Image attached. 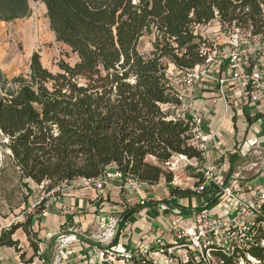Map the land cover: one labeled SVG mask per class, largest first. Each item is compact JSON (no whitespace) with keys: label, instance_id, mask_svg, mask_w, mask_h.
<instances>
[{"label":"trees","instance_id":"obj_1","mask_svg":"<svg viewBox=\"0 0 264 264\" xmlns=\"http://www.w3.org/2000/svg\"><path fill=\"white\" fill-rule=\"evenodd\" d=\"M31 2L45 5L56 41L77 57L74 65L62 62L60 72L52 73L34 53L29 74L11 80L0 67L5 146L21 181L46 184V193L79 179L110 175L147 186L162 179L172 184L173 175L165 168L174 156L202 163L203 152L191 143V123L177 112L182 103L169 66L189 71L204 64L199 29L214 21L221 29L264 34V0H0V22L30 17ZM145 35L154 36L149 55L138 49ZM197 179L196 186L203 182L201 171ZM195 194L170 188L171 197ZM31 227L28 217L2 230L0 247L18 250L12 236L22 228L39 256ZM107 251L116 253L103 248L105 255ZM248 252L264 264L260 245L252 244ZM117 254L127 264H159L141 251ZM185 264L198 263L190 259Z\"/></svg>","mask_w":264,"mask_h":264},{"label":"crops","instance_id":"obj_2","mask_svg":"<svg viewBox=\"0 0 264 264\" xmlns=\"http://www.w3.org/2000/svg\"><path fill=\"white\" fill-rule=\"evenodd\" d=\"M176 89L184 93L203 119L202 132L208 142L202 166H214L217 174L242 197L264 188V96L253 103L236 84L230 83L226 103L218 94L217 84L208 80L188 93L182 86ZM186 104L181 106L182 116L188 115ZM259 159L263 160L255 163ZM194 177L190 180L195 182L197 176ZM132 188L119 176L110 175L102 190L85 179L56 189L42 205L36 203L32 216L31 230L39 256L34 255L20 228L12 236L19 243L18 250L0 247V264H102L103 248L132 253L153 248L159 239L169 240L165 231L176 217L161 211L160 205L179 209L183 215H189L204 202H209L217 212L222 210L220 200L207 192L185 199L171 197V186L164 180L155 186L138 184L136 189ZM185 210L191 212L185 214ZM114 221L121 222V228L117 225L113 239L104 241L102 234ZM62 237H70V241L63 245L61 261L55 262ZM164 261L161 257L157 263Z\"/></svg>","mask_w":264,"mask_h":264},{"label":"built area","instance_id":"obj_3","mask_svg":"<svg viewBox=\"0 0 264 264\" xmlns=\"http://www.w3.org/2000/svg\"><path fill=\"white\" fill-rule=\"evenodd\" d=\"M213 23L219 26L220 35H226V41L214 42L204 39L201 53L206 58L205 63L194 70H177L178 75L182 76L179 86L188 93L203 81H211L217 84L220 98L228 103L227 88L230 83H234L249 101L258 102L264 96V34L252 35L250 31L243 33V30L237 28L221 29L217 21ZM178 96L182 105L187 103L189 112L188 115L182 116L181 107L177 112L185 121L191 123V143L203 152L205 158L208 140L202 132L203 119L199 112L194 110L184 93L179 92ZM201 173L203 182L195 187L196 194L207 192L211 198H218L222 210L217 212L210 207L209 202H204V209L183 215L179 209L160 205L161 211H169L176 217V221L165 231L169 239L168 253H165V256L180 252L185 255V263L192 259L198 264H226L218 253H215L217 251L232 258L235 264H259L260 262L248 251L252 244L260 245L264 250V188L257 190L252 196L242 197L217 174L214 166L205 165ZM90 182L97 190H102L106 185V178ZM127 184L138 185L133 179ZM54 192L55 190L48 195ZM261 227L262 232L258 233ZM116 228L117 221H114L102 234L103 240L113 239L115 236L113 230ZM60 240L61 247L55 262L61 261L64 254L63 245L70 241V237H62ZM141 252L155 263L163 257L164 264H170V261L162 255L164 251L150 252L149 249H144ZM107 253L108 255L103 253L102 264H114L111 252L107 251Z\"/></svg>","mask_w":264,"mask_h":264},{"label":"rangeland","instance_id":"obj_4","mask_svg":"<svg viewBox=\"0 0 264 264\" xmlns=\"http://www.w3.org/2000/svg\"><path fill=\"white\" fill-rule=\"evenodd\" d=\"M30 5L32 9L30 17L12 23L0 22V67L9 80L18 76L25 77L29 74L31 57L34 53L40 56L43 66L52 73L60 72L59 65L62 62L74 65L77 61V57L68 47L56 41L54 33L50 30L45 5L34 2H31ZM199 32L208 41H226V35H220L219 26H215L213 23L201 27ZM242 32L246 33V30ZM153 42V35H145L139 43L140 53L149 55L153 50ZM168 76L173 87H179L182 76L178 75L177 69L173 70L169 66ZM6 144L7 140L0 132V234L2 230L9 229L12 225L25 223L28 217L35 214L36 203L41 202L43 204L48 195L44 188L46 184L37 186L27 180L21 181L18 169L14 167L10 159L11 152L6 148ZM262 160H255V163ZM147 161L156 163L152 157L147 158ZM191 164H196V166H191ZM202 168V164L198 161L188 158L183 159L181 156L176 155L170 160L165 169L173 175L171 187L189 189L195 192L197 181L194 182L190 179L195 178L194 176H197ZM25 183H29L28 187L25 186ZM128 185L131 189L138 186ZM29 192L32 193L29 195ZM237 192L239 193V191ZM197 195L195 197H198ZM196 208L199 211L204 209L205 206L201 204ZM167 247H169L167 240L159 239L156 246L148 249L150 252L164 251L162 255L165 256V253H168ZM117 255L119 254L114 253L112 257L114 264H127L125 261H118ZM165 258L170 261V264H185V255L180 252H174L168 257L165 256Z\"/></svg>","mask_w":264,"mask_h":264}]
</instances>
